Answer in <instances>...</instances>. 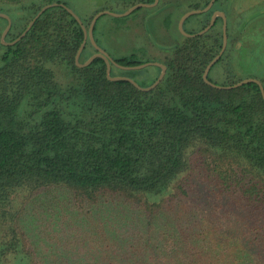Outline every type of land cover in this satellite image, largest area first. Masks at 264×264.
<instances>
[{"label": "trees", "instance_id": "trees-1", "mask_svg": "<svg viewBox=\"0 0 264 264\" xmlns=\"http://www.w3.org/2000/svg\"><path fill=\"white\" fill-rule=\"evenodd\" d=\"M217 1L190 33L208 25ZM52 2L67 5L0 0L12 20L5 39L17 38ZM92 17L82 21L86 27ZM222 22L218 16L205 33L182 34L149 91L107 78L101 57L78 66L84 30L61 5L46 9L13 45L1 42L0 26V264H36L17 226L16 203L55 188L90 214L89 226L77 225L76 260L56 264H264V98L254 81L220 89L203 79L222 47ZM95 52L87 40L79 61ZM112 59L143 63L133 54ZM194 158L217 194H226L208 223L203 200L186 202L178 185ZM102 199L109 204L100 207Z\"/></svg>", "mask_w": 264, "mask_h": 264}, {"label": "rangeland", "instance_id": "rangeland-1", "mask_svg": "<svg viewBox=\"0 0 264 264\" xmlns=\"http://www.w3.org/2000/svg\"><path fill=\"white\" fill-rule=\"evenodd\" d=\"M62 1L66 2L83 22L103 11L123 14L136 4L154 2ZM196 2L197 0H158L154 6L138 7L123 16L103 13L96 22L94 38L112 58L129 57L133 54L136 60L143 63H163L164 56L171 53L174 42L182 36L178 27L180 18L192 10L189 6ZM214 6L220 8L226 15L228 41L222 60L210 71V77L217 84L247 78H255L264 83V0H218ZM0 13L9 15L8 12L1 10ZM206 19L205 13L192 15L184 24L185 31L198 29ZM165 22H170V29H165ZM6 25L4 19L0 17V26H3L1 34ZM88 50L92 52L91 48ZM111 71L114 76L131 78L142 86H147L159 75V70L154 65L131 70L111 67ZM192 165L193 169L178 185L188 193L186 202L195 203L196 199L203 200L201 201L203 209L200 212L204 221L208 223L213 212L217 214V203H221L223 193L217 194L216 181L204 173L196 158L193 159ZM225 195L224 193L223 196ZM107 200L102 199L100 207L108 205ZM17 201L16 205L22 203L19 206L17 226L31 259L36 264L74 262L76 260L74 254L79 245L77 225L83 222L89 226L88 220L84 218L90 216L87 214L89 206L86 205L82 212L79 211L74 206L70 193L59 188L41 189L32 195L20 197ZM12 261L11 259L10 262Z\"/></svg>", "mask_w": 264, "mask_h": 264}, {"label": "water", "instance_id": "water-1", "mask_svg": "<svg viewBox=\"0 0 264 264\" xmlns=\"http://www.w3.org/2000/svg\"><path fill=\"white\" fill-rule=\"evenodd\" d=\"M158 2V0H154L153 3H139V4H136L132 7H130L125 13L123 14H112L108 11H103V12H100V13H97L95 14L88 27H86L82 20L80 19V17L71 9L69 8L67 5H65L64 3H59V2H52V3H48V4H45L41 7V9L37 12V14L32 18V20L28 23V25L26 26L25 30L17 37L15 38L14 40L12 41H7L5 38H6V35L12 25V20L11 18L8 16V15H5L3 13H0V16L1 17H4L7 19V25H6V28L5 30L2 32L1 34V42L3 44H6V45H13L15 44L17 41H19L22 37H24L26 35V33L29 31V29L32 27V25L34 24V22L36 21V19L48 8L50 7H53V6H57V5H61L63 7H65L76 19L77 21L81 24L83 30H84V39H83V42L80 46V48L78 49L77 51V54H76V62L78 64V66L80 67H84V66H87L89 65L96 57H101L105 60L106 62V75H107V78H109L110 80H120V79H126V80H129L130 82H132L137 88H139L140 90H144V91H149L153 88H155L160 82L161 80L163 79L164 75H165V72H166V66L162 63H159V62H146V63H142V64H138V65H134V66H123V65H120L118 64L114 59L111 58V56L103 49L101 48L97 43H96V40L94 38V28H95V24L98 20V18L100 17V15H102L103 13H110L114 16H123V15H127L129 13H131L132 11H134L136 8L138 7H142V6H154L156 5ZM215 0H210L208 2V4L203 7V8H200V9H192V10H189L188 12H186L185 14L182 15V17L180 18L179 20V23H178V27H179V30L180 32L187 36V37H194L196 35H201L203 33H205L206 31H208L215 23L216 21V18L218 16H220L222 18V31H223V42H222V47L219 51V53L208 63V65L206 66L205 70H204V73H203V79L205 80L206 83L210 84L211 86L213 87H216V88H220V89H230V88H235V87H238L240 85H243L245 83H248V82H251V81H254L256 82L259 86H260V89H261V93H262V96L264 98V87H263V84L261 83L260 80L258 79H255V78H247V79H244V80H241V81H238L234 84H230V85H221V84H217V83H214L212 82L211 80L208 79V74H209V71L210 69L212 68V66L219 60V58L222 56V54L224 53L226 47H227V41H228V36H227V18H226V15L223 11L221 10H216L212 13L211 15V18H210V21L208 23V25L203 28L202 30L198 31V32H195V33H190V32H187L185 31L184 29V22L185 20L192 16V15H195V14H200V13H204V12H207L209 11L213 4H214ZM87 40H89L93 46L95 47V50L96 52L94 54H92L85 62H80L79 59H80V55H81V52L87 42ZM112 64L122 68V69H142L148 65H157L161 68V71L158 75V77L156 78V80L148 85V86H141L140 84H138L135 80L131 79V78H127V77H121V76H112L111 75V66Z\"/></svg>", "mask_w": 264, "mask_h": 264}]
</instances>
